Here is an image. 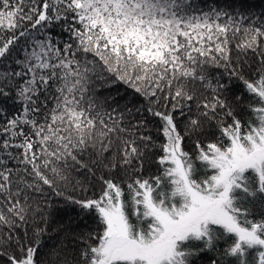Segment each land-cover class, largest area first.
<instances>
[{
	"label": "snow or ice",
	"instance_id": "1",
	"mask_svg": "<svg viewBox=\"0 0 264 264\" xmlns=\"http://www.w3.org/2000/svg\"><path fill=\"white\" fill-rule=\"evenodd\" d=\"M53 197L77 222L53 219ZM206 252L264 264V10L0 0V264Z\"/></svg>",
	"mask_w": 264,
	"mask_h": 264
},
{
	"label": "trees",
	"instance_id": "2",
	"mask_svg": "<svg viewBox=\"0 0 264 264\" xmlns=\"http://www.w3.org/2000/svg\"><path fill=\"white\" fill-rule=\"evenodd\" d=\"M194 3L205 10H207V7L209 5L215 6L219 5L221 7L225 6L226 4H234L239 5L240 3H243L245 7L251 8L254 11L259 12L260 10H264V0H194ZM54 32L57 34H60V36L66 38V36L61 32V29L59 27L54 29ZM248 73L246 72L245 75ZM112 93H116L117 91L121 93L125 98H132V92L130 89H127L125 85L122 83L116 84L111 90ZM243 91L242 85H240L239 82L234 81L233 87L230 90V96L231 95H238ZM137 100L139 98H136ZM187 150L191 151V146L189 145ZM156 166L153 165L152 167L145 170V176H147L149 173L156 174ZM78 197H84V193H78ZM88 196L92 195V192L87 193ZM52 204V212H53V219L56 221H59L61 223H69V222H77L76 218L78 216V208L73 205H68L65 203V201L62 198L53 197L51 200ZM85 220L89 225H91L92 221L91 218L85 217ZM84 222H79V228L75 229L76 231H79L80 228H83ZM55 227V225H53ZM51 232V228L49 229ZM59 237L53 235L51 239L47 241V245L45 250H47L48 247H51L54 243L58 241ZM226 245L221 241L219 243V249L222 251ZM217 256L216 253L213 252H206L198 256L195 260V264H211V260L215 259Z\"/></svg>",
	"mask_w": 264,
	"mask_h": 264
}]
</instances>
